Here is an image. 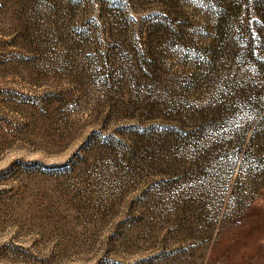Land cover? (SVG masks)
<instances>
[{
  "label": "rangeland",
  "instance_id": "1",
  "mask_svg": "<svg viewBox=\"0 0 264 264\" xmlns=\"http://www.w3.org/2000/svg\"><path fill=\"white\" fill-rule=\"evenodd\" d=\"M0 264H264V0H0Z\"/></svg>",
  "mask_w": 264,
  "mask_h": 264
},
{
  "label": "trees",
  "instance_id": "2",
  "mask_svg": "<svg viewBox=\"0 0 264 264\" xmlns=\"http://www.w3.org/2000/svg\"><path fill=\"white\" fill-rule=\"evenodd\" d=\"M240 165H241V163H240ZM238 171L241 172V167H239ZM240 203L241 202H237L235 205H233L232 209L234 210V212H237L241 208Z\"/></svg>",
  "mask_w": 264,
  "mask_h": 264
}]
</instances>
